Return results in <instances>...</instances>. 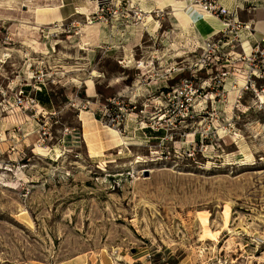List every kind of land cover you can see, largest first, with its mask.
Returning <instances> with one entry per match:
<instances>
[{
	"label": "rangeland",
	"instance_id": "1",
	"mask_svg": "<svg viewBox=\"0 0 264 264\" xmlns=\"http://www.w3.org/2000/svg\"><path fill=\"white\" fill-rule=\"evenodd\" d=\"M236 19L208 52L183 0H0V264H264V2Z\"/></svg>",
	"mask_w": 264,
	"mask_h": 264
},
{
	"label": "built area",
	"instance_id": "2",
	"mask_svg": "<svg viewBox=\"0 0 264 264\" xmlns=\"http://www.w3.org/2000/svg\"><path fill=\"white\" fill-rule=\"evenodd\" d=\"M257 1L264 2V0H233V4L229 8L226 6L225 0H183L187 7L195 8L204 15L214 16L221 23V28L216 35L204 42L208 52L218 50L224 39L233 37L238 40L241 29L251 32L250 23L243 24L241 27L240 22L236 19V14L244 3L251 4ZM229 34L232 35L229 36ZM241 60L252 68L249 77L264 79V34L250 47L248 54L244 53Z\"/></svg>",
	"mask_w": 264,
	"mask_h": 264
},
{
	"label": "crops",
	"instance_id": "3",
	"mask_svg": "<svg viewBox=\"0 0 264 264\" xmlns=\"http://www.w3.org/2000/svg\"><path fill=\"white\" fill-rule=\"evenodd\" d=\"M229 2V3H228ZM226 1V4L228 5V6H230V4H231V2H230V0L229 1ZM48 10H52V9H48ZM145 13H147V11H145ZM148 14V13H147ZM151 17V16H150ZM146 19H148V18H146ZM210 21V20H209ZM212 21H214V20H212ZM194 22H195V27H196V24L198 23V22H200L199 21V19H198V17L197 18H195L194 19ZM215 23H217V24H219V22L218 21H214ZM137 29H138V27H137ZM218 29V28H217ZM196 31H197V34L199 35V36H201L202 38H205V37H208L209 36V34L210 33H207L205 36L204 35H202L198 30H197V28H196ZM133 32H134V30H133ZM261 33H264V31H262V32H260L258 35H255V33L252 35V39H255V41L256 40H258L260 37H261ZM98 35H99V37L100 38H104L105 37V31H104V29L102 28V29H100L99 31H98ZM244 43H246L247 44V42H244ZM243 43V44H244ZM248 46V45H247ZM250 48V47H249Z\"/></svg>",
	"mask_w": 264,
	"mask_h": 264
},
{
	"label": "bare ground",
	"instance_id": "4",
	"mask_svg": "<svg viewBox=\"0 0 264 264\" xmlns=\"http://www.w3.org/2000/svg\"><path fill=\"white\" fill-rule=\"evenodd\" d=\"M226 1L228 2L229 0H225V4H226ZM230 2H231V4H232V1L230 0ZM229 3V2H228ZM230 4V5H231ZM227 5V4H226ZM262 23H264V22H262ZM243 48H244V50L246 51L247 50V48H248V46H247V44L246 43H244L243 45ZM238 80H240V84H239V86H244L245 84V81H243L242 79H238ZM258 99L260 100V102H262V101H264V98H262V96H258ZM91 105H93V104H90V106Z\"/></svg>",
	"mask_w": 264,
	"mask_h": 264
}]
</instances>
